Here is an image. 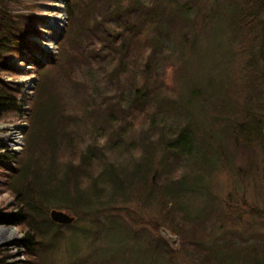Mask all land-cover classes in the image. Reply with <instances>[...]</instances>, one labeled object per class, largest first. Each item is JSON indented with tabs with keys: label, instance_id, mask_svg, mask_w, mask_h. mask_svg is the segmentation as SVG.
<instances>
[{
	"label": "rangeland",
	"instance_id": "obj_1",
	"mask_svg": "<svg viewBox=\"0 0 264 264\" xmlns=\"http://www.w3.org/2000/svg\"><path fill=\"white\" fill-rule=\"evenodd\" d=\"M175 1L186 3L190 9L191 20L175 18L183 22L180 24L184 26L177 24L178 32L187 33V41H166L164 47L169 53L162 58L159 72H151L145 89L150 92V105L145 111L132 107L116 112L118 124L112 133V128H105L101 142L109 141L107 158L120 164L129 181L135 182L130 188L133 196L126 205L118 203L108 208H125L111 212L113 215L102 210L92 220L85 218L83 210L78 211L79 220L61 229L59 242H48L52 251L44 255L43 264H258L264 258V153L259 148L245 150L232 138L234 122L248 112L264 111V12L254 16L253 23L248 20L251 24L242 25L241 31L231 32L217 12L229 5L244 6L241 0ZM32 5L43 21L42 36L35 41L55 55L56 39L65 33L68 23L66 0H4L0 2V26L6 15L29 13ZM93 45L97 51L102 48L94 41ZM24 65L30 71L31 66ZM84 68L59 83L79 109L83 104L81 93L92 92L85 85L97 78L94 69ZM20 78L14 79L21 82ZM193 95L199 97L198 102L192 103ZM100 117L95 108L78 123L92 133L94 127L105 126ZM152 118L155 123L167 124V131L188 128L196 135L195 145L205 144L210 153V145L224 149L214 167L200 174V190L183 193L181 198L174 196L182 200L180 210L175 208L176 200L169 206L161 200L167 181L164 173L171 174L178 162L168 156L156 130L150 133L154 141L148 140ZM17 122L16 118L0 123V153L11 149L4 140L6 128ZM137 150L140 158H134ZM100 160L102 164L106 159ZM134 163L141 164L138 174ZM195 163H188L187 173L200 171ZM181 168L174 179L184 173ZM154 182L157 195L145 197L142 192L150 193ZM13 201L2 188L0 205ZM14 230L16 236L3 242L7 245L0 250L9 264H28L18 245L24 233L16 227ZM251 255L257 256V261L253 262Z\"/></svg>",
	"mask_w": 264,
	"mask_h": 264
},
{
	"label": "trees",
	"instance_id": "obj_2",
	"mask_svg": "<svg viewBox=\"0 0 264 264\" xmlns=\"http://www.w3.org/2000/svg\"><path fill=\"white\" fill-rule=\"evenodd\" d=\"M241 1L244 6L229 5L217 12L218 19L231 32L241 31L242 25L253 23L254 16L264 12V0ZM65 6L68 23L65 33L56 39L55 55L48 54L35 41L43 33V21L35 12V5L28 7L29 13L6 15L0 26V123L24 117L29 123L21 154L0 153V193L5 188L14 198L10 205H0V224L12 225L24 233L18 245L28 264H43L44 255L52 251L48 242L52 245L59 242L61 229L70 226L52 222L49 215L53 209L72 214L75 222L81 210L85 218L92 220L102 210L112 215L111 212L125 210L108 208L128 204L135 182L129 181L120 164L107 158L109 141L101 143L106 135L104 130L112 128V133L116 128V112L132 107L145 111L150 105L147 99L150 92L145 89L151 72H159L162 58L169 53L164 47L166 41L188 39L187 33L178 32L177 24L183 22L178 23L175 18L191 20L187 4L175 0H66ZM93 41L102 46L100 51ZM24 64L30 65L31 71ZM84 67L94 69L97 78L85 85L92 92L81 93L83 104L79 109L59 83L75 77ZM25 73L36 77L32 94L25 93L23 84L11 81ZM75 85L80 88L78 83ZM191 98L192 103L198 102L197 95ZM92 108L99 110L105 126L94 127L91 133L78 122L91 115ZM262 112H248L232 126L233 140L245 150L259 148L264 153ZM165 125L154 122L147 133L148 140L154 141L150 133L156 130L168 156L178 162L171 174L164 173L167 181L161 200L168 206L176 200L175 208L180 210L182 200L174 196L181 198L183 193L200 190L203 179L200 174L214 167L224 149L210 145V153L205 144L195 145L196 135L188 128L167 131ZM140 155L137 150L134 158ZM101 158L107 161L101 164ZM192 161L196 162L195 167H201L198 173L186 172ZM134 164L138 174L141 164ZM179 165L184 173L180 179H174ZM156 192L154 182L150 193H142L150 198ZM256 258L250 257L253 262ZM7 260L0 250V264H9ZM260 262L264 264V258Z\"/></svg>",
	"mask_w": 264,
	"mask_h": 264
},
{
	"label": "built area",
	"instance_id": "obj_3",
	"mask_svg": "<svg viewBox=\"0 0 264 264\" xmlns=\"http://www.w3.org/2000/svg\"><path fill=\"white\" fill-rule=\"evenodd\" d=\"M21 83L25 85V93L31 94L32 90L34 89V82L31 76L25 75ZM25 118V117H24ZM24 121V122H21ZM26 120H19V122L16 123V125H10L6 128L7 135L5 137V141L8 144V146L11 148L7 152L17 154L22 152L24 148V129L28 126V123L25 122Z\"/></svg>",
	"mask_w": 264,
	"mask_h": 264
},
{
	"label": "water",
	"instance_id": "obj_4",
	"mask_svg": "<svg viewBox=\"0 0 264 264\" xmlns=\"http://www.w3.org/2000/svg\"><path fill=\"white\" fill-rule=\"evenodd\" d=\"M50 217L52 222L56 223L57 225L64 226V225H72L75 223L76 217L70 216L65 211H60L57 209H53L50 213ZM15 229L14 227H12ZM7 245L5 243H0V247Z\"/></svg>",
	"mask_w": 264,
	"mask_h": 264
},
{
	"label": "bare ground",
	"instance_id": "obj_5",
	"mask_svg": "<svg viewBox=\"0 0 264 264\" xmlns=\"http://www.w3.org/2000/svg\"><path fill=\"white\" fill-rule=\"evenodd\" d=\"M55 19H59V17ZM16 233L17 231L12 228L8 229V228L0 226V243L10 242V240H12L16 236Z\"/></svg>",
	"mask_w": 264,
	"mask_h": 264
}]
</instances>
